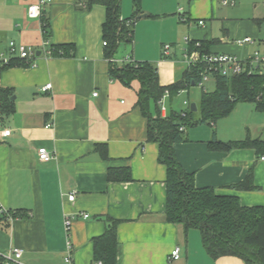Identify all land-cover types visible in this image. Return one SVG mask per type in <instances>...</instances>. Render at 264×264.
<instances>
[{"label":"crops","instance_id":"obj_1","mask_svg":"<svg viewBox=\"0 0 264 264\" xmlns=\"http://www.w3.org/2000/svg\"><path fill=\"white\" fill-rule=\"evenodd\" d=\"M29 1L0 0V57L10 55V41L39 51L23 64L1 69L0 62V89L10 91L13 107L8 113L0 109V127L8 131L0 140V205L11 215L26 214L0 220V254L17 247L24 264H94L93 240L114 221L115 264H245L232 256L212 259L198 229L167 221L166 166L158 161V143L147 140L146 118L136 104L140 84L134 80L126 87L109 75L102 44L105 7L95 4L86 9L85 0H50L40 18H28ZM187 1L195 2L187 10L177 7L172 12L166 0H141L132 41L121 44L113 58L128 54L139 62H179L182 76L187 67L184 52L192 40H213L208 53L242 59L264 50V0H234L226 6L216 0L228 9L221 17L216 16L218 7L212 0ZM134 12L131 0H121V18ZM175 13L180 32L186 35L178 46L171 43L165 55L164 35L171 30L170 16ZM151 27L157 29L150 32ZM245 37L251 41L241 42ZM57 44H72V52L55 55L51 45ZM42 49L51 53L44 54ZM174 65L169 66L172 76ZM48 83L51 88L42 91ZM199 87L198 100L202 90L214 89ZM171 100L166 114L184 109L173 107ZM183 132L185 140L173 144L174 155L186 172L193 173L197 187L236 195L244 206H264V153L258 155L253 148L222 152L207 146L213 138L264 140V112L253 103L238 102L214 125L201 123ZM40 147L52 154L50 161L38 159ZM101 147L106 149L105 158ZM114 167H128L131 179L109 180L108 170ZM248 173L253 188L232 187ZM71 193L72 201L67 199ZM65 215L73 216L68 237ZM175 247L180 248V257L172 260Z\"/></svg>","mask_w":264,"mask_h":264},{"label":"trees","instance_id":"obj_2","mask_svg":"<svg viewBox=\"0 0 264 264\" xmlns=\"http://www.w3.org/2000/svg\"><path fill=\"white\" fill-rule=\"evenodd\" d=\"M121 0H85V8L95 4L105 7L106 16L102 24L104 56L109 60V75L129 87L132 81L139 82L137 106L146 118L148 141L159 146L158 161L166 166V219L171 223H180L186 229L195 228L201 233L202 245L212 259L232 256L245 264H264V206L241 205L236 195L217 194L212 187H197L193 173L186 172L175 158L173 144L185 140L183 130L197 124L214 125L217 120L227 116L238 102L253 103L258 111L264 112V74L245 73L234 76L215 74L214 89L202 90L194 117L190 105L185 110H169L161 116L158 101L165 91L171 99L181 90L199 83V66H187L181 78L170 84H161L157 68L149 61L129 62L121 65L111 59L118 47L132 41L133 25L140 11L141 0H132L135 12L128 18L120 16ZM259 25L260 20H255ZM48 23L43 21L44 31ZM198 42L199 45H195ZM214 41L189 42V50L209 52ZM72 44L51 45L55 55L67 56L72 52ZM24 62L14 58L1 69ZM10 91L0 89V109L11 112ZM210 150L228 152L232 149L253 148L258 155L264 153V140L246 137L240 140L220 141L215 138L207 142ZM99 147V146H97ZM101 154L107 157L105 147ZM108 179L113 181L130 180L128 167H114L108 170ZM238 190L251 189L254 185L251 176H247L232 186ZM23 212L15 211L14 217H24ZM0 216V220H5ZM94 259L103 264H115L117 260V239L114 221L103 235L94 238ZM3 258L0 255V264Z\"/></svg>","mask_w":264,"mask_h":264},{"label":"built area","instance_id":"obj_3","mask_svg":"<svg viewBox=\"0 0 264 264\" xmlns=\"http://www.w3.org/2000/svg\"><path fill=\"white\" fill-rule=\"evenodd\" d=\"M50 0H31L27 4L26 13L28 18H40L42 15V11L44 10L45 4ZM223 6L226 5H233L234 0H220ZM264 4V1H263ZM200 25L203 24L202 20L198 21ZM185 42H189V38L187 36L184 37ZM251 38L245 37L241 42H250ZM264 44V37L262 39ZM103 46L106 45V42L102 41ZM195 45H199L198 42ZM169 45L165 44L163 52L165 55L169 53ZM8 51L10 53L7 57H0V62L2 64H8L14 54L16 55L15 58L30 62L31 59L35 58L36 50L32 48L30 45L25 44H15V42L10 41L8 44ZM44 54H50L51 50L42 49ZM184 59L187 63V66H199L198 75H199V86H203L205 82L209 79L214 78L215 74L223 75V76H236L240 75L243 72L247 73H263L264 74V50L262 51H255L249 57L242 59L235 55L230 54H214L208 52H201L199 50H189L188 48L185 49L184 52ZM115 63L121 65L123 63L134 62L130 56L122 57L119 60L114 58L111 59ZM51 88V84L48 83L42 87V91H46L47 89ZM96 95V92L93 93ZM168 96V91H165L162 98L158 101L160 106V113L161 116H166V106L164 104V98ZM185 106H189L188 102H184ZM183 130L184 128L181 126L179 128ZM8 135V131L0 127V140ZM38 159L42 162H48L52 159V154L45 148L40 147L37 150ZM264 159V157H261ZM74 198V193L68 195V200L72 201ZM0 216H5L7 219H11L12 215L6 210L3 206L0 205ZM83 217H88V214H83ZM73 216L70 217L68 215L64 216V230L68 237L70 224L72 222ZM67 248L68 250L71 249L70 241H67ZM22 254V250L17 247L11 248L7 253L0 254L3 258L2 264H24L21 262L20 257ZM180 257V248L175 247L170 254V258L172 260H177ZM66 261H70V257L66 256ZM94 264H103L102 261L97 260Z\"/></svg>","mask_w":264,"mask_h":264},{"label":"rangeland","instance_id":"obj_4","mask_svg":"<svg viewBox=\"0 0 264 264\" xmlns=\"http://www.w3.org/2000/svg\"><path fill=\"white\" fill-rule=\"evenodd\" d=\"M166 1H167L168 6H169V9H171L172 12H177L176 11L177 7H181L183 9L187 10L189 8V5L193 4V2H195V1H191L190 2L191 4H189L187 0H166ZM131 2H132V0H131ZM212 2H215L216 4L218 3V1H216V0H212ZM140 5H142V3H140ZM217 7H218V9L215 10L217 17H221V16L226 15L225 13H227L226 11H228V9L226 7H221L218 4H217ZM170 18H171L170 22L172 24V25H170L171 30H169L167 37L164 35V39H166L164 41H165V43H167L172 48L171 43L175 42L173 47L178 46V42H180L182 40L183 36L186 35V33L182 34V32H180V28L178 26L179 25L178 16L176 13L172 14L170 16ZM155 29H157V28L151 27L150 32L154 31ZM126 55L128 56V54H125L124 56L126 57ZM131 59L135 62H139L138 60L134 59L133 57ZM149 62L152 63V61H149ZM160 62H162V63H155L154 62V64L156 65V68H157L160 83L167 84L173 80L174 81L179 80L181 73H182V70H183V64H181L179 62L173 63L171 60L160 61ZM171 64H176V65H174L175 66V69H174L175 70V76H172L173 69H171V67H169ZM210 86L211 87L214 86L213 79H209L207 82L204 83L205 89L211 90ZM200 92H201V88L199 86H191L189 88V91L179 92L171 100L173 102L172 103L173 107H175L176 109L184 108L186 110L187 106L183 105V103H182L184 100L189 102V104L194 103V102L199 103L198 97L200 95ZM168 103H169V97L167 96L164 98V104L166 107H169ZM199 116H200L199 111L195 112L194 117H199Z\"/></svg>","mask_w":264,"mask_h":264},{"label":"water","instance_id":"obj_5","mask_svg":"<svg viewBox=\"0 0 264 264\" xmlns=\"http://www.w3.org/2000/svg\"><path fill=\"white\" fill-rule=\"evenodd\" d=\"M139 17H140V16H139ZM38 54H39V51H37V52L35 53L36 56H38ZM190 107H191V110H192V111H196V109H197V108H196V105H195L194 103H191V104H190Z\"/></svg>","mask_w":264,"mask_h":264}]
</instances>
